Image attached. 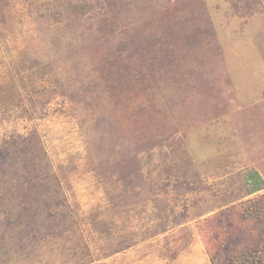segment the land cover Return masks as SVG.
<instances>
[{
  "label": "rangeland",
  "instance_id": "rangeland-1",
  "mask_svg": "<svg viewBox=\"0 0 264 264\" xmlns=\"http://www.w3.org/2000/svg\"><path fill=\"white\" fill-rule=\"evenodd\" d=\"M120 1L0 0V264H254L264 0Z\"/></svg>",
  "mask_w": 264,
  "mask_h": 264
},
{
  "label": "trees",
  "instance_id": "trees-1",
  "mask_svg": "<svg viewBox=\"0 0 264 264\" xmlns=\"http://www.w3.org/2000/svg\"><path fill=\"white\" fill-rule=\"evenodd\" d=\"M123 1V0H122ZM120 1V2H122ZM202 2H198L196 1L194 4V6H199L200 4L206 6V4L204 3L205 1L204 0H201ZM181 2V4L179 5V3ZM179 3H178V6H180L181 9H175V13L177 15H180L181 13H185L186 12L182 9V6H186L188 7L190 10H194V6L193 5H190L188 0H181ZM206 8V7H205ZM147 6L145 7H142L140 12L137 13V14H142V21H137L135 23H133V25H135L136 27H138L139 29H152V27L155 26L156 22L153 20L155 17H151L149 15H146L145 11L147 10ZM154 9V8H153ZM110 10V9H109ZM208 10V9H207ZM144 14V16H143ZM54 16L56 17V14L54 13ZM136 16V14H135ZM106 21L103 22V24H105ZM101 26L102 29H106V25H103ZM185 25V27H188L185 23H183ZM173 27V26H171ZM108 29V28H107ZM109 30V29H108ZM153 32V31H152ZM152 32H147L146 34H144V37H148L150 36V34H152ZM139 33V32H138ZM199 40V39H198ZM210 54H208L206 51H201L199 53V55L196 53L195 57L196 59H199V61H201V64L203 66V60H205L207 57H209ZM194 57V58H195ZM195 64L197 65V60L195 62ZM107 63L104 64V65H101L103 68H107ZM157 67H161V66H156ZM213 67H214V70L216 71V73L220 76L217 78V81H219V85L221 86V91H222V87L223 88H227L226 87V84H224V78H225V75H226V70L223 69V63L221 62V60H215L214 64H213ZM197 70V69H196ZM203 70V67L202 68H198L197 71H194L195 73H201ZM191 72V71H190ZM214 74V73H213ZM229 90V88H227ZM164 110V108H162ZM167 115L168 117L170 116V114H165ZM168 123L172 125L173 121L171 119H168ZM175 124V122H174ZM173 134H176V131H171L169 132V136H172ZM249 176H250V179H251V189L250 191H248V194H251L253 192H258L260 190H263L264 189V181L259 177L258 173L255 172L254 170L250 169L249 171ZM262 211H256L258 213V218H257V223H256V226H258V223H259V226L260 229H255V231L257 232V236H256V239H255V243L254 244H258V247L255 248L254 250L251 251V253L254 254V259H256L254 261V264H264V222H262V220H264V210L261 209ZM260 241V242H259ZM244 250L242 251H238V253L236 255H233L232 257H230L229 261L232 263V264H238V263H242L243 260V256H244ZM247 259V258H245Z\"/></svg>",
  "mask_w": 264,
  "mask_h": 264
}]
</instances>
